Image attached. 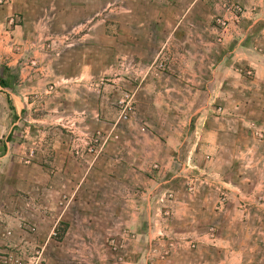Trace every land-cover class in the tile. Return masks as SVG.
Instances as JSON below:
<instances>
[{
  "label": "rangeland",
  "instance_id": "1",
  "mask_svg": "<svg viewBox=\"0 0 264 264\" xmlns=\"http://www.w3.org/2000/svg\"><path fill=\"white\" fill-rule=\"evenodd\" d=\"M173 3L179 10L184 5L189 9L184 36L197 57L217 54L225 48L223 44L247 41L252 46L248 64H240L244 55L240 49L232 53L236 80L229 97L230 102L250 109V116L259 121L245 125L242 120V130L235 132L237 142L243 143L236 145V151L254 154L259 160L248 157L235 163L240 174L249 178L248 184H259L260 193L253 195L264 202V70L262 78L254 81L258 63L264 64V0ZM162 6V2L147 5L142 0H0V239L12 241L23 234L34 252L42 237L50 234L41 264H200L206 258L204 264H216L215 259L226 255L225 247L215 241L135 240L134 232L114 214L117 184L111 175L120 169V164L115 165L119 148H129L137 139L164 138L141 122L148 123L150 114L135 108L133 75L146 67L134 65L136 56L152 58L158 71L171 68L161 63L166 59L162 50L116 47L119 39L115 37L118 31L128 36L130 27L141 21L151 24L141 15ZM167 21L162 18L160 23L171 26L172 18ZM103 26L106 46L100 34ZM25 30L37 31L30 45L24 43ZM207 41L218 46L202 45ZM198 67L205 71L207 64ZM240 75L245 76L244 87L239 85ZM121 100H125L122 105ZM185 132L181 136L190 138ZM173 133L177 134L166 124V139ZM67 141L70 148L88 154L89 160L99 150L106 155L91 164L62 159V167L70 164L71 169L82 170L88 164L94 169L74 197L51 192V170L62 164L60 150ZM78 152L74 155L79 156ZM172 199L173 192L166 191V198L158 200ZM158 213L157 218L164 214L160 209ZM59 215L54 228L50 221H40ZM252 216L259 224L248 227L263 233H254L252 240L230 241V251H242L244 264H264V208L252 210ZM184 217L179 220L188 218ZM4 247L0 242V249ZM136 248L139 258L132 263L131 251Z\"/></svg>",
  "mask_w": 264,
  "mask_h": 264
},
{
  "label": "crops",
  "instance_id": "2",
  "mask_svg": "<svg viewBox=\"0 0 264 264\" xmlns=\"http://www.w3.org/2000/svg\"><path fill=\"white\" fill-rule=\"evenodd\" d=\"M142 1L147 5L162 2L164 6L154 7L153 11L141 15L150 19L151 24L141 21L132 25L130 34L126 37L118 31L119 37L115 39H119V45L116 47L152 48L155 52L162 50L166 59L160 62L165 67L170 64L173 70L170 68L167 72L158 71L152 58L147 60L136 56L134 65L138 69L139 65L146 67L141 73L136 72V69L133 75L134 86L132 84L131 88L135 108L140 113L150 114L148 123L143 119L141 122L144 121L153 132H158L157 135L164 138L154 137L145 141L137 139L130 142L129 148H119L115 165L120 164V169L113 171L111 175L115 185L117 184L113 202L116 220L119 219L118 221L134 232L135 240L150 241L164 237L183 241H215L216 245L224 246L226 250L224 258L215 259L216 264H244L242 251H230V241L241 238L252 240L254 233H263L255 232L248 226L259 224V220L256 221L252 216V210L264 208V202L260 196L253 195L260 193L259 184H248L249 178L240 174L235 163L247 160L248 157L251 160H259V157L236 151V145L242 146L243 143L241 140L237 142L235 132L237 129L242 130V120H245V125L248 122L249 125H257L259 121L250 116V109L230 102L229 96L235 91L233 86L236 80V72L231 68L234 64L232 53L235 49H240L244 53L240 64H248L251 60L248 54L252 46L247 41L230 46L223 44L225 48L217 54L197 57L193 53L194 46L190 44L192 49H189L184 36L187 30L183 22L189 14V9H186L185 5L182 10L177 9V4L174 5L173 2L180 0ZM170 17L173 23L168 27L166 23ZM162 18H166V23H160ZM17 27L18 25L14 29ZM101 29L102 43L106 46L107 28L103 26ZM24 32V43L30 45L33 42L32 36L37 31ZM128 42L132 45L127 44ZM171 44L175 47H171ZM203 44L218 46L217 43L209 41ZM202 63L207 64L205 71L198 67ZM257 69L259 70H255L254 81L262 78L261 70H264V64L258 63ZM82 77H85V74ZM242 78L246 80L244 75H240L238 81L239 85L244 87ZM240 86L237 90L242 91ZM166 124L169 130L177 132L171 134L168 139ZM141 129L144 130L143 126ZM184 130L190 138L181 136ZM253 131L251 129V132ZM68 141L60 150L62 164L51 170L50 175L54 178L51 192L62 191L74 197L80 188H84L86 178L94 169L90 170L88 164L82 170L71 169L70 164L62 167V159H66L67 163L85 160L91 164L93 160L101 161L106 155L105 152L101 154L99 150L89 160L88 154L70 148ZM77 152L80 157L74 155ZM250 185L251 187H248ZM166 191L173 192V199L166 200V203L159 202L158 199L166 198ZM100 203L104 207L107 206L103 200H100ZM158 209L164 212L161 218H157ZM183 215L188 218L179 220ZM60 220L61 215L56 218H40L41 222L50 221L53 228ZM20 224L18 222L16 225L19 227ZM7 233L10 234L11 230H7ZM20 235L12 241L0 239V242L5 243L3 249H6L7 245H13L17 251L31 252L32 243L28 245L26 236ZM49 236L50 234L48 237H42L40 242L43 253ZM138 258L136 248L131 251L132 263ZM207 259L200 261V264L207 262Z\"/></svg>",
  "mask_w": 264,
  "mask_h": 264
},
{
  "label": "built area",
  "instance_id": "3",
  "mask_svg": "<svg viewBox=\"0 0 264 264\" xmlns=\"http://www.w3.org/2000/svg\"><path fill=\"white\" fill-rule=\"evenodd\" d=\"M124 101L125 100H121V105ZM126 108L127 105L125 106L124 110ZM124 117H126V114H124ZM30 229L33 230V227ZM116 246L117 245L115 244L114 247ZM14 247L15 246L13 245H7L6 249L0 250V264H41L43 261V250L41 248L31 252V255L26 256L24 252L17 251L14 249Z\"/></svg>",
  "mask_w": 264,
  "mask_h": 264
}]
</instances>
